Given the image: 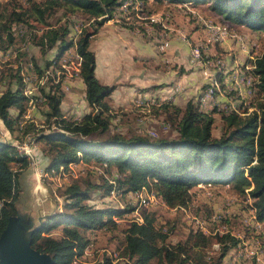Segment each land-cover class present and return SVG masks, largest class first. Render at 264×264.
<instances>
[{
  "label": "trees",
  "instance_id": "1",
  "mask_svg": "<svg viewBox=\"0 0 264 264\" xmlns=\"http://www.w3.org/2000/svg\"><path fill=\"white\" fill-rule=\"evenodd\" d=\"M125 1L28 0L27 9L13 12L10 26L0 24V53L15 44L14 26H30L31 20L45 24L49 28L38 36L37 43L46 53L57 48L58 62L74 47L68 39L71 22L68 20L61 24L62 19H58L59 26H51L47 21L59 12L63 13V18L81 15L93 21V30L85 29L77 43V52L83 59L80 78L86 85V101L91 112L80 120L67 119L61 110L64 92L60 86L51 89L46 96L49 107L46 118L50 130L48 133L40 130L33 138L46 148L43 152L47 172L68 171L72 165L94 162L105 168L111 179L104 184L106 196L115 193L132 197L146 191L158 197L169 209L176 210L189 208L194 198L193 189L199 185H232L240 196L253 201L257 220L264 226V53L254 62L257 93L252 100L258 101V105L254 104L255 110L249 112L255 106H247L246 102L241 101L239 105L241 97H236L235 101L242 111L240 113L212 107L223 112V133L219 138L213 136L214 114L201 109L202 97L208 93V87L204 86L197 102L190 100L184 108L169 101L153 108L155 115L164 117V125L171 131L168 135L153 138L145 134L129 136L113 131L109 99L117 86L103 85L98 80L96 56L90 45L100 29L114 20L117 9ZM153 1L176 6H208L222 21L264 32V0ZM32 37L37 39V35ZM217 78L222 81L220 74ZM18 82L16 89L9 88L0 97V121L11 132L24 116L28 102L23 78ZM212 90L216 94L221 92L217 82L212 85ZM242 107H246L245 110ZM13 109L18 110L17 116L12 115ZM34 127L27 126L26 133ZM30 163L29 157L18 152L14 145L0 141V236L9 219L20 216L17 208L19 178L22 170H28ZM18 165L22 172L15 169ZM62 189L64 213L50 216L34 226L32 243L34 249L50 255L54 264H73L76 259L83 258L84 251L92 242L91 235L109 227L118 228L115 219L135 211L102 209L87 204L99 191L98 186L88 179L81 181L79 178ZM27 221L33 223L31 218ZM156 221L155 213L144 212L141 220H134L123 230L121 257L134 264H154L155 261L158 264H224L230 253L242 243L230 231L208 235L198 229L192 230L186 240L171 244L170 232L158 229ZM225 223L229 221L225 219ZM56 230H61L60 236H51ZM214 245H218L219 253L211 257L208 251ZM106 264H111L110 260Z\"/></svg>",
  "mask_w": 264,
  "mask_h": 264
},
{
  "label": "rangeland",
  "instance_id": "2",
  "mask_svg": "<svg viewBox=\"0 0 264 264\" xmlns=\"http://www.w3.org/2000/svg\"><path fill=\"white\" fill-rule=\"evenodd\" d=\"M37 1L41 2L42 0ZM137 3L127 14L125 20L118 23V25L126 29L127 27L133 28L134 30L131 31H139L137 33L145 40L154 42L159 54H163L159 51V42L165 39L171 41L172 39L181 38L191 44V51L197 48L200 49L202 51L201 60L210 59L214 63L221 64V66H215L212 79V85L217 82L220 86L221 92L218 95H223V92L228 90L227 87L224 88V84L225 82H230L232 79L230 77L234 76L230 72L227 73L225 70L226 66L236 62L242 63L232 72H237L238 77L242 71L250 74L251 57L252 63H254L256 58L264 53L263 31H253L231 22L222 21L221 17L212 12L208 6L195 7L189 4L176 6L166 3L160 4L153 0H138ZM21 8H28V0H0V24L10 26L13 12ZM69 18H63V13L59 12L56 17L47 21L51 26H59L57 23L58 19H62L61 24L68 20L71 22L68 39L74 43V47L59 60V69L63 72L67 69L72 71L77 63L75 58L77 52L75 39H72L75 26L81 25L83 32L85 29L93 30V27H91L93 21L87 20L86 17L77 15ZM151 18H154V21ZM209 25H213L216 28L214 37L209 34ZM24 26L28 28L27 36L24 38H16L14 36L16 41L11 49L0 53V97L7 89H16L19 84V78H25L28 82V85L24 83L25 93L32 92L30 99L26 103L25 114L20 118L18 126L13 132L0 121V141L14 145L17 151L22 154L29 152L33 156L32 158L30 157L31 163L27 171L22 170L19 165L15 168L17 171H23L19 178L20 192L17 202L21 218L24 220L31 218L33 227H37L40 222L45 221L48 217L64 213L65 197L62 187L72 184L79 178L81 181L88 179L98 186L99 191L93 195L87 204L102 209L121 211L129 209L135 211H130L127 215L116 218L115 220L119 224L118 228L109 227L108 230H102L91 235L92 242L84 251L83 258L76 259L73 264L76 262V264H106L108 260H110L111 264H134L129 259L121 257L124 244L123 230L134 220H141L144 212L155 213L157 228L170 232L169 243L171 244L186 240L192 230L201 229L208 235L230 231L234 236L242 240V243L239 245L240 248L238 246L233 253H230L224 264H236L238 260H240V264L249 262V257L245 256L243 248H247L249 251L264 249V226L260 229V225L252 220L254 214L253 201L250 198L240 196L232 185H199L193 189L194 198L189 208L176 210L169 209L158 197L148 194L146 191H143L141 195L149 199L148 206H141V200L137 196L130 197V195H126L122 197L115 193L112 196H106L104 184L106 180L111 179L105 168L94 162L88 163L84 161L70 166L68 171L60 169L59 172L48 173L46 170L48 165L43 152L46 148L43 143H36L33 138L40 130H45V133L50 130L46 118L49 112L46 96L51 93V89L55 88V86H53L52 75L46 80H41L42 78L40 77L46 76L45 72L57 61L58 50L55 48L46 53L38 45V36L40 37L44 30L49 28L45 24L31 20L30 26ZM6 31H4V35L7 34ZM225 33L229 34V37L224 41ZM32 35H37V39L33 38ZM104 36L105 34L102 33L97 43L101 44ZM242 45L246 46V50H244ZM203 47L207 48V50H204ZM190 58L194 57L190 55ZM48 63H51V65L47 66ZM30 66H34L37 72H32ZM61 66H66V69ZM120 66L122 68L118 69L117 76L125 75V73H130L133 70L137 72L143 71V68L138 64L133 67L132 71H127L128 68L124 67L125 63L120 64ZM190 66L181 65L179 67L177 63H160L158 66L159 75L165 79L161 80L160 78L159 80L160 82L167 81L168 85L164 83L157 88L173 84L171 77L174 70L179 71L188 68L189 71L198 72L204 80L201 73L203 70L207 72L205 76L208 78V66H202V62L199 60H191ZM136 71H134L135 75ZM217 74L222 76V81L218 80ZM32 75H38L39 78L37 76V80L34 81L33 78L35 77L31 78ZM73 75L74 78L63 81L61 84L60 89L64 92L65 98L66 94L71 91L72 83L80 78V76H75L74 72ZM172 78L174 79L175 77ZM240 79L247 80L248 78L244 76ZM31 80H33V83L30 84ZM40 81H45V85L42 86ZM235 84L237 88L235 92L238 95L231 92L229 96L232 98L241 96L247 105H258L257 99H254L256 100L255 102L252 100L256 94L249 98V94L242 92L240 82L235 81ZM35 86H37V90ZM65 98L64 101L66 100ZM161 103L163 101L134 102L133 100L125 103L126 106L124 107H111L113 131H120L129 136L132 134H145L153 138H157L160 135H168L171 131L165 127L164 117L155 115L153 110L154 107H158ZM208 104L218 105L217 102H208ZM65 108L66 110L62 114L69 120H80L91 112V108L90 110L83 108L75 114L72 112L73 106L69 105ZM245 108L242 107V110H245ZM253 108H251L250 112L254 111L256 106ZM201 109L210 115L214 114L216 122L213 136L219 138L223 133V112L220 113L216 108H207V111L204 107H201ZM18 114V110H12L13 116ZM25 116L29 117V119L26 120ZM32 125L35 126L34 129L30 133H26L28 130L27 126ZM82 186L84 189L86 188L84 184ZM219 217L222 220L224 219L223 223H221L222 221H214L215 218ZM225 219L229 221L228 224L225 223ZM60 234L61 230H56L50 235L59 237ZM218 253V245L212 246L208 251L211 257L217 256ZM154 264H158V262L155 261ZM256 264H264V257H256Z\"/></svg>",
  "mask_w": 264,
  "mask_h": 264
},
{
  "label": "crops",
  "instance_id": "3",
  "mask_svg": "<svg viewBox=\"0 0 264 264\" xmlns=\"http://www.w3.org/2000/svg\"><path fill=\"white\" fill-rule=\"evenodd\" d=\"M105 34L102 43H97L101 34ZM211 40V38L209 37ZM214 40V39H213ZM190 45V46H189ZM91 51L96 56V76L98 80L107 86H117V90L113 93L109 100V105L112 108H119L126 106L125 103L130 101H167L173 100V103L179 107L184 108L190 100H196L200 96L203 85L206 83L198 72L186 70H174L171 77L172 85L157 88L162 84H167V81L160 82L159 69L160 63H177L185 67L190 66L191 44L184 39H172L170 41V48L166 53L159 54L154 42L145 40L136 31L123 28L116 22L110 21L106 23L99 33L92 39L90 45ZM211 50V49H210ZM101 54V55H100ZM101 58V59H100ZM102 63V65H101ZM128 70H133V67L138 64L143 69L141 72L133 70L125 75L117 76L118 69L122 68L120 64H124ZM127 64V65H126ZM239 64L234 63L226 66L227 73L235 75L232 72ZM136 71V75L134 74ZM203 78H207V72L202 70ZM240 75V74H239ZM234 77V76H233ZM233 77H230L233 79ZM222 78V76H221ZM225 82V87L228 90L221 95L224 100H228L233 105V110L239 111L237 99L229 96V93H235V81ZM215 85V84H214ZM179 90L178 92L176 90ZM241 97V96H240ZM66 100L61 105V110L64 113L66 106H73V113L90 107L86 101V85L81 78L76 79L72 83L71 91L66 94ZM242 102L243 99L241 97ZM240 100V101H241ZM210 105V104H208ZM247 105V104H246ZM249 106V105H247ZM206 110L216 107L223 110L218 103L217 106L207 105L202 106ZM252 109H249V112ZM231 112L232 110H228ZM243 115V114H241Z\"/></svg>",
  "mask_w": 264,
  "mask_h": 264
},
{
  "label": "water",
  "instance_id": "4",
  "mask_svg": "<svg viewBox=\"0 0 264 264\" xmlns=\"http://www.w3.org/2000/svg\"><path fill=\"white\" fill-rule=\"evenodd\" d=\"M33 234L32 222L11 217L0 236V264H54L50 255L33 248Z\"/></svg>",
  "mask_w": 264,
  "mask_h": 264
},
{
  "label": "built area",
  "instance_id": "5",
  "mask_svg": "<svg viewBox=\"0 0 264 264\" xmlns=\"http://www.w3.org/2000/svg\"><path fill=\"white\" fill-rule=\"evenodd\" d=\"M126 4L128 5L127 2H126ZM114 18H119V8L117 9L116 17H114ZM76 29H77V25L74 28V36H73L72 39H77V37H76ZM215 29L216 28H214L213 25H209V28H208L209 34L214 36ZM228 37H229V35L225 33L224 41L226 39H228ZM242 47L244 48V50H246V46L242 45ZM169 48H170V40H166V42H159V51L161 53H166ZM203 49L207 50L205 47H203ZM191 60H199L200 62H202V66H208V78H204V80L206 82L204 84V87H208V97H202V105H207V108H208V102H218L220 104L221 109H223V110H233L232 103H230L228 100H224V98L221 95L213 93V90H212L213 70H214L215 66H221V64L214 63L210 59L201 60V58L190 59V64H191ZM249 71H250V79L241 80L240 78H238L236 76V73H235V75H234L232 80L233 81H239L240 82V88H241L242 92L244 94H249V98H250V97L254 96V94L257 93V81H256V73H255V63H252V57H251V61H250V70ZM52 81L54 82V84H57V86H60V87H61V84L63 83L62 81H54V80H52ZM176 91L178 92L179 90L177 89ZM25 92L26 91H24V95L29 99L30 95H32V92L31 91L27 92V93H25ZM170 100H171V98H170ZM26 153H29V152H26ZM141 194L142 193H140V196H141ZM252 220L258 222L255 213L253 214ZM214 221L215 222H220V221H222V219L219 217V218H215ZM258 223L260 225V229L263 228V225L260 222H258ZM198 225H199V220H198ZM244 253H245V256L249 257V263L250 264H256V257H264V249H262V250L260 249V250H257V251H249L247 248H244ZM238 264H240V260H238Z\"/></svg>",
  "mask_w": 264,
  "mask_h": 264
},
{
  "label": "bare ground",
  "instance_id": "6",
  "mask_svg": "<svg viewBox=\"0 0 264 264\" xmlns=\"http://www.w3.org/2000/svg\"><path fill=\"white\" fill-rule=\"evenodd\" d=\"M137 1L138 0H127V1H125L120 7H119V18H114V20L112 21V22H116V23H121L122 21H124V19L126 18V16H127V14L130 12V10H131V8H134V6L136 5V4H138L137 3ZM126 2L128 3V5L126 4ZM116 15H117V12H116V14H115V17H116ZM151 20L152 21H154V18H151ZM82 32H83V27H81V25L80 26H77V29H76V37H77V39H75V48H76V50H77V42H78V39H79V37H80V35L82 34ZM138 33H139V31H137ZM27 34H28V28H27V26H24V25H18V26H14V28H13V35L16 37V38H24L25 36H27ZM229 35V34H228ZM213 36V35H212ZM214 37V36H213ZM166 40L167 39H165V40H162V41H160V42H166ZM207 49V48H206ZM201 52L202 51H200V49H195L194 51H191V55H192V57H194V58H200V56H202L201 55ZM76 58H77V63H76V66H75V68H73L72 69V71L75 73V76H77V77H79L80 76V73H81V66H82V62H83V59H82V57L78 54V52H76V56H75ZM194 58H190V59H194ZM66 61V60H65ZM220 64V63H219ZM61 67H63V69H66V66H61ZM30 68H31V71L33 72V71H36V69L34 68V66H30ZM72 71H70V69H67V70H65L64 72L62 71V70H60L59 69V61L57 62V61H55L54 62V64H53V66H51L50 68H49V70H47L46 72H45V74H46V76L44 77V76H42V77H40V78H42L41 80H46L48 77H49V75H52V77H53V79L52 80H54V81H66V80H70V79H72V78H74V75H73V72ZM37 72V71H36ZM213 72H214V70H213ZM49 73V74H48ZM38 74V73H37ZM39 75V74H38ZM37 75V76H38ZM61 75H63L62 77H61ZM37 76H35V75H32V77L31 78H33V77H35V78H33L34 79V81H36L37 80ZM236 76H237V73H236ZM244 76H246L248 79H250V75L249 74H247V73H245V72H241L240 73V75H239V77L240 78H242V77H244ZM238 77V76H237ZM238 77V78H239ZM38 78H39V76H38ZM63 79V80H62ZM247 79V80H248ZM23 82L25 83V84H27L28 85V82L26 81V79L25 78H23ZM31 83H33V80H31L30 81V84ZM40 84L43 86V85H45V81H40ZM53 86H57V84H54ZM62 86V85H61ZM35 89L37 90V86H35ZM214 93V92H213ZM30 97H31V95H30ZM30 97H29V99H30ZM203 97H208V93L206 94V96H203ZM251 98V97H250ZM167 101H169V102H172V100H167ZM218 103V102H217ZM25 118H26V120H28L29 119V117H27V116H25ZM22 154V153H21ZM24 154V153H23ZM25 155H27L28 157H29V159H30V157L32 158L33 156L31 155V153H26ZM137 197H139L140 198V200H141V206H148V198H145V197H143V195H141L140 196V194H138L137 195ZM254 213H255V211H254ZM243 250H244V248H243ZM240 254V253H239ZM77 263V262H76ZM75 263V264H76Z\"/></svg>",
  "mask_w": 264,
  "mask_h": 264
}]
</instances>
